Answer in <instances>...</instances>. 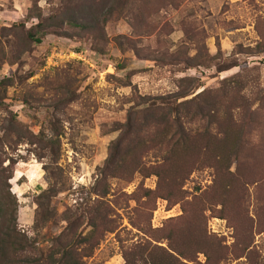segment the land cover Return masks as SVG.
Masks as SVG:
<instances>
[{
    "label": "rangeland",
    "instance_id": "obj_1",
    "mask_svg": "<svg viewBox=\"0 0 264 264\" xmlns=\"http://www.w3.org/2000/svg\"><path fill=\"white\" fill-rule=\"evenodd\" d=\"M158 97L212 122L167 163L124 132ZM0 242V264L58 243L86 264L141 245L157 264H264V0H0Z\"/></svg>",
    "mask_w": 264,
    "mask_h": 264
},
{
    "label": "trees",
    "instance_id": "obj_2",
    "mask_svg": "<svg viewBox=\"0 0 264 264\" xmlns=\"http://www.w3.org/2000/svg\"><path fill=\"white\" fill-rule=\"evenodd\" d=\"M39 43V42H38ZM184 96H179L182 98ZM141 104H135V107L128 112L126 122L124 124V132L132 133L138 125L144 127L146 131H150L148 139H143L135 143L132 150L140 151L146 148L148 144L154 143L152 138H157V142L153 144L155 148L162 152L160 157L161 163H167L169 157L175 153V150H187L189 146L194 145V138L198 136L205 137L209 135L212 122L210 121L209 114L206 113L205 107L208 104L198 106L197 113L191 111L188 106L190 104H170L166 97H158L154 99L140 98ZM198 117L199 123L197 127L191 125V119ZM151 129L153 131L151 132ZM207 148V145L203 149ZM138 165V164H137ZM138 168V166H137ZM158 170L151 172L161 178V173ZM10 229L4 234L5 239L9 237ZM4 245L0 242V262L4 257L2 250ZM156 247L145 248V246H138L132 252L131 257L124 255V264H157L155 262H148L146 259L150 252ZM199 253V252H197ZM90 252H78L72 244H57V250L50 254L49 258L44 262L45 264H86L84 258H90ZM172 264V256L168 257ZM36 264H43L35 262Z\"/></svg>",
    "mask_w": 264,
    "mask_h": 264
},
{
    "label": "built area",
    "instance_id": "obj_3",
    "mask_svg": "<svg viewBox=\"0 0 264 264\" xmlns=\"http://www.w3.org/2000/svg\"><path fill=\"white\" fill-rule=\"evenodd\" d=\"M79 58H80V59H82V58H85V57H84V56H82V55H80V56H79Z\"/></svg>",
    "mask_w": 264,
    "mask_h": 264
}]
</instances>
